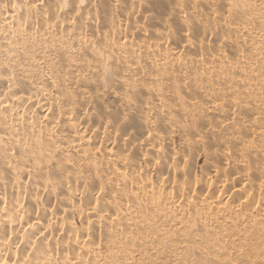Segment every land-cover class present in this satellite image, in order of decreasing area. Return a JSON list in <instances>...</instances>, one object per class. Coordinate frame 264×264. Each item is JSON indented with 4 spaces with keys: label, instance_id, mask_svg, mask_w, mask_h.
I'll return each mask as SVG.
<instances>
[{
    "label": "bare ground",
    "instance_id": "obj_1",
    "mask_svg": "<svg viewBox=\"0 0 264 264\" xmlns=\"http://www.w3.org/2000/svg\"><path fill=\"white\" fill-rule=\"evenodd\" d=\"M0 264H264V0H0Z\"/></svg>",
    "mask_w": 264,
    "mask_h": 264
},
{
    "label": "rangeland",
    "instance_id": "obj_2",
    "mask_svg": "<svg viewBox=\"0 0 264 264\" xmlns=\"http://www.w3.org/2000/svg\"><path fill=\"white\" fill-rule=\"evenodd\" d=\"M204 159H205V157L202 156V158H201V160H200V163H199V166L202 165V164L204 163Z\"/></svg>",
    "mask_w": 264,
    "mask_h": 264
}]
</instances>
